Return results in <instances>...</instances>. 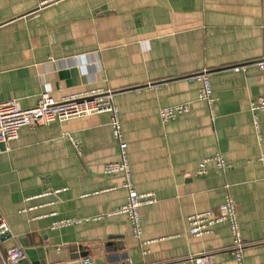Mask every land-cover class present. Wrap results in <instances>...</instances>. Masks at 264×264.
<instances>
[{
  "label": "crops",
  "instance_id": "1",
  "mask_svg": "<svg viewBox=\"0 0 264 264\" xmlns=\"http://www.w3.org/2000/svg\"><path fill=\"white\" fill-rule=\"evenodd\" d=\"M44 1L0 0V102L111 88L133 185L157 200L140 209L139 238L112 213L128 191L105 170L121 159L109 112L24 126L0 152L2 246H58L81 264H239L229 222L188 231L189 215L218 214L231 195L243 264H264V112L252 109L264 97V0ZM204 70L213 110L194 77ZM180 104L190 109L163 122L160 110ZM61 218L85 221L55 227Z\"/></svg>",
  "mask_w": 264,
  "mask_h": 264
},
{
  "label": "built area",
  "instance_id": "2",
  "mask_svg": "<svg viewBox=\"0 0 264 264\" xmlns=\"http://www.w3.org/2000/svg\"><path fill=\"white\" fill-rule=\"evenodd\" d=\"M49 1L56 0H45L43 3ZM258 65L264 70V60L258 62ZM194 77H197L201 82L200 98L213 110L215 97L208 72L204 70ZM189 109V104L162 108L160 110V117L163 122H167ZM252 109L256 113L264 112V97L260 96L253 100ZM101 112H109L111 114V125L115 137L120 142L121 156L118 162H108L105 165V170L109 173H123L125 176L123 186L128 191L127 202L112 213L127 215L133 226L134 235L139 238L142 233L140 209L144 205L155 203L157 199L153 192L140 193L133 185L130 162L127 156L128 144L123 140L119 108L115 104L114 91L111 88L99 87L72 92L61 99H56L50 92L44 91L40 95L37 104L29 108L21 107L18 101L13 99L0 102V152L2 151L3 144H7L10 140L17 138L20 129L24 126H48L57 121L63 122L75 117ZM260 158L264 163V156ZM216 159L218 165L225 169L226 164L223 158L217 156ZM205 162L206 160L200 164L198 173L205 172ZM83 221L85 220L81 218H61L54 223V226L65 227ZM225 221L229 222L231 227L234 242L233 253L239 264H243V249L245 243L239 227L235 200L231 195L227 196L225 201L219 206L218 214L211 210H206L189 215L188 231L191 235L200 236L212 232L215 225ZM8 231H10L9 224L0 207V235H4ZM2 242L0 240V251L3 252L4 264H18L26 259V253L23 248L18 246L4 248ZM191 260H194L197 264H206V262L210 261V258L207 255L191 258ZM90 262L91 260L89 258L85 259L86 264ZM181 262L176 261L172 264H180Z\"/></svg>",
  "mask_w": 264,
  "mask_h": 264
},
{
  "label": "water",
  "instance_id": "3",
  "mask_svg": "<svg viewBox=\"0 0 264 264\" xmlns=\"http://www.w3.org/2000/svg\"><path fill=\"white\" fill-rule=\"evenodd\" d=\"M11 237L12 233L8 231L4 235H0V240L5 241ZM15 246L20 247L17 243ZM24 251L26 253V259L28 256L31 260L30 264H81V254L78 251H71V254L66 251L67 253L65 254V251H62L58 246H48L42 243L34 246V248H26ZM108 251H111V248L108 247ZM23 261L18 264H22ZM0 264H3L1 258Z\"/></svg>",
  "mask_w": 264,
  "mask_h": 264
},
{
  "label": "trees",
  "instance_id": "4",
  "mask_svg": "<svg viewBox=\"0 0 264 264\" xmlns=\"http://www.w3.org/2000/svg\"><path fill=\"white\" fill-rule=\"evenodd\" d=\"M0 258H1L2 262H3V264H4L3 252H1V251H0Z\"/></svg>",
  "mask_w": 264,
  "mask_h": 264
}]
</instances>
